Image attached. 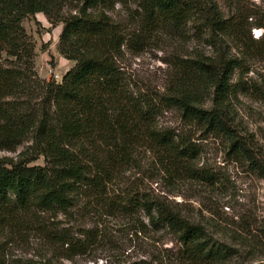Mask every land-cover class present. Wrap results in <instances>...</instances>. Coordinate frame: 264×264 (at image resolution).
Returning a JSON list of instances; mask_svg holds the SVG:
<instances>
[{"label":"trees","instance_id":"16d2710c","mask_svg":"<svg viewBox=\"0 0 264 264\" xmlns=\"http://www.w3.org/2000/svg\"><path fill=\"white\" fill-rule=\"evenodd\" d=\"M123 1L82 0L65 14L58 0H0V150L30 142L16 158L0 157V232L37 230L53 244L71 246L69 231L51 218L70 216L76 204L87 201L106 215L143 211L151 225L176 236L192 264H212L224 250L200 225L143 190L118 183L142 150L170 178L210 180L209 173L191 166L197 155L191 140L159 125L165 108L223 137L237 159L264 177L252 141L228 121L225 108L238 60L221 48L220 35L240 34L241 24L224 17L214 0H142L151 18L166 15L178 23L198 16L217 50L212 58L179 60L173 86L151 94L134 88L117 62L122 37L108 11ZM36 13L62 25L59 51L74 65L60 82L35 71L34 44L22 20ZM255 41V54L264 57V35ZM204 94L211 97L209 107L199 100ZM40 157L43 165L32 164Z\"/></svg>","mask_w":264,"mask_h":264},{"label":"rangeland","instance_id":"374dc122","mask_svg":"<svg viewBox=\"0 0 264 264\" xmlns=\"http://www.w3.org/2000/svg\"><path fill=\"white\" fill-rule=\"evenodd\" d=\"M214 1L224 17L241 24L240 34L220 35L221 48L238 60L225 100L227 119L252 141L264 164V57L255 54L259 48L255 40L264 35V0ZM81 4L82 0H58L57 9L74 13ZM108 15L122 37L117 62L134 88L165 93L175 82L179 60L216 55L209 29L198 16L178 23L166 15L151 18L142 0L116 3ZM22 26L34 44L37 75L60 82L74 65L59 51L62 25L53 26L44 14L36 13L24 18ZM199 100L206 107L212 104L206 94ZM157 120L191 140L197 149L191 166L209 173L210 180L170 178L158 171L152 153L142 150L118 186L139 188L200 225L210 242L220 243L224 250L212 264L264 263V177L249 162L237 159L223 137L186 124L176 108H165ZM29 143L14 151L0 150V157L16 158ZM43 163L40 157L32 164ZM51 220L69 231L71 246L53 244L37 230L0 232L4 264H192L176 236L166 227L151 225L140 210L106 215L94 203L81 201L70 216L58 214Z\"/></svg>","mask_w":264,"mask_h":264}]
</instances>
